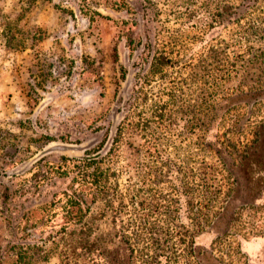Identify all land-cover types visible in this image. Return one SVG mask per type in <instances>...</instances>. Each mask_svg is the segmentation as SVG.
<instances>
[{"label":"rangeland","instance_id":"1","mask_svg":"<svg viewBox=\"0 0 264 264\" xmlns=\"http://www.w3.org/2000/svg\"><path fill=\"white\" fill-rule=\"evenodd\" d=\"M3 37L0 264H264V0H13Z\"/></svg>","mask_w":264,"mask_h":264},{"label":"crops","instance_id":"2","mask_svg":"<svg viewBox=\"0 0 264 264\" xmlns=\"http://www.w3.org/2000/svg\"><path fill=\"white\" fill-rule=\"evenodd\" d=\"M13 0H4L3 2H1L0 0V9H1V3L2 5L4 6L5 5V8L8 7L9 3L11 2L12 3ZM5 50V51H8L9 49H11L8 45H7V42H6V39L3 37L2 39V42H0V54H1V51ZM11 52V50L8 51V53ZM7 54V53H6ZM0 70H1V65H0Z\"/></svg>","mask_w":264,"mask_h":264},{"label":"trees","instance_id":"3","mask_svg":"<svg viewBox=\"0 0 264 264\" xmlns=\"http://www.w3.org/2000/svg\"><path fill=\"white\" fill-rule=\"evenodd\" d=\"M4 38H5V37H4ZM5 39H6V38H5ZM76 201H77V200H76ZM74 203H77V202L74 201ZM23 246H25V247H27V248L32 247V245H29V244H27V245H23ZM15 254H16V253H15ZM16 256H17V254H16ZM21 259H22V256H19V257L17 256V257H16V261H17V262H20ZM22 263H24V262H22Z\"/></svg>","mask_w":264,"mask_h":264}]
</instances>
